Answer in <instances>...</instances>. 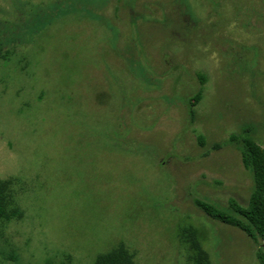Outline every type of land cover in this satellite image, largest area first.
Wrapping results in <instances>:
<instances>
[{
  "label": "rangeland",
  "instance_id": "obj_1",
  "mask_svg": "<svg viewBox=\"0 0 264 264\" xmlns=\"http://www.w3.org/2000/svg\"><path fill=\"white\" fill-rule=\"evenodd\" d=\"M0 36V179L23 213L0 223V264H93L119 244L190 264L189 227L211 264H260L193 200L248 202L229 139L264 149V0H0Z\"/></svg>",
  "mask_w": 264,
  "mask_h": 264
},
{
  "label": "trees",
  "instance_id": "obj_2",
  "mask_svg": "<svg viewBox=\"0 0 264 264\" xmlns=\"http://www.w3.org/2000/svg\"><path fill=\"white\" fill-rule=\"evenodd\" d=\"M199 90L190 98L188 108L193 115V107L202 97L205 78L199 75ZM229 142L240 152L243 167L251 174L253 186L246 205H240L230 199L228 209L199 198L193 200L195 206L205 215L223 224L241 230L255 245L256 258L264 264V149L255 140L250 129H244L241 135H231ZM15 190L11 179H0V223L9 224L23 216L15 201ZM182 242L187 245L190 264H211L210 255L203 247L202 232L189 227L181 231ZM135 255L123 244L103 254H99L93 264H136Z\"/></svg>",
  "mask_w": 264,
  "mask_h": 264
},
{
  "label": "flooded vegetation",
  "instance_id": "obj_3",
  "mask_svg": "<svg viewBox=\"0 0 264 264\" xmlns=\"http://www.w3.org/2000/svg\"><path fill=\"white\" fill-rule=\"evenodd\" d=\"M2 37L0 36V48H5L4 45L2 44Z\"/></svg>",
  "mask_w": 264,
  "mask_h": 264
}]
</instances>
